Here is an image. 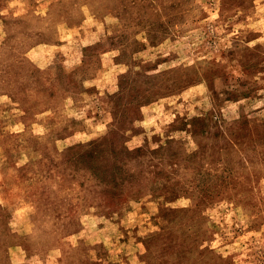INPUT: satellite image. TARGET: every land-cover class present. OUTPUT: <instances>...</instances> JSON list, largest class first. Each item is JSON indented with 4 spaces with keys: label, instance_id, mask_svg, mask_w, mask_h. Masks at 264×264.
<instances>
[{
    "label": "rangeland",
    "instance_id": "rangeland-1",
    "mask_svg": "<svg viewBox=\"0 0 264 264\" xmlns=\"http://www.w3.org/2000/svg\"><path fill=\"white\" fill-rule=\"evenodd\" d=\"M0 264H264V0H0Z\"/></svg>",
    "mask_w": 264,
    "mask_h": 264
}]
</instances>
